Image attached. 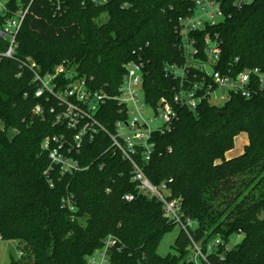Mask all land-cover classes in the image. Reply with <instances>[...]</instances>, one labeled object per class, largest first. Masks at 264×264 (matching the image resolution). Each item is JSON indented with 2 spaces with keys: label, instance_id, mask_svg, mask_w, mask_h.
Instances as JSON below:
<instances>
[{
  "label": "trees",
  "instance_id": "1",
  "mask_svg": "<svg viewBox=\"0 0 264 264\" xmlns=\"http://www.w3.org/2000/svg\"><path fill=\"white\" fill-rule=\"evenodd\" d=\"M219 1L224 19L194 34L198 47L204 48V36L216 35L222 49L218 70L264 72V0L241 8L234 0ZM83 2L64 0L59 10L50 0H34L14 58L0 62V240L18 245L20 258L12 264H88L109 235L118 240L110 264H189L183 231L177 254H158L176 225L166 219L157 198L139 193L132 165L106 153L105 134L76 156L88 169L68 177L55 173V186H50L45 176L49 154L41 146L61 129L54 126L49 105L43 118L34 114L37 104L47 103L36 97L34 72L23 64L30 59L46 74L66 62L80 77H93L98 88L116 94L123 65L143 62L146 99L155 105L163 97L171 99L178 85L164 69L185 63L177 31L180 20L193 15L195 2ZM29 4L10 0L13 11ZM103 15L107 20L99 24ZM8 45L0 39V52ZM175 108L179 119L173 130L153 137L156 152L144 168L147 178L154 186L166 183L170 199L182 200V213L199 225L197 238L206 231L226 240L243 236L225 253V264H264V88L256 87L248 99L233 93L218 107L206 100L196 112ZM115 109L110 104L108 116L101 118L109 128ZM10 131L16 134L11 137ZM243 134L248 144L239 156L228 158ZM126 195L134 199L125 200ZM63 198L75 210L64 206Z\"/></svg>",
  "mask_w": 264,
  "mask_h": 264
},
{
  "label": "built area",
  "instance_id": "2",
  "mask_svg": "<svg viewBox=\"0 0 264 264\" xmlns=\"http://www.w3.org/2000/svg\"><path fill=\"white\" fill-rule=\"evenodd\" d=\"M50 1L60 10L64 0ZM83 1L85 4L89 0ZM111 1L90 0L96 6H104ZM254 1L234 0V4L241 8ZM33 2L30 0L29 6L22 5L13 11L10 0H0V39L9 44L5 51L0 52V62L3 58H14L18 34ZM194 2L193 15L181 19L177 31L185 63L169 64L164 69L166 76L173 78L178 85L171 99L163 97L155 105L146 99L143 62L131 61L123 65L125 72L116 94L98 88L93 77H80L66 62L46 74L37 71V64L30 59L23 66L34 72L33 81L38 84L36 97L44 98L47 103L37 104L34 114L43 118L45 107L49 105L53 124L61 129L60 133L45 138L41 146L49 154L50 166L45 176L50 186H55V173L68 177L88 169L76 156L87 142L105 134L110 141L106 153L118 155L132 165V182L137 184L139 193L157 198L164 206L166 219L186 234L189 240L187 262L225 264V253L233 248L231 238L226 240L220 235H210L208 231L197 238L199 225L182 213V200L170 199L167 184L154 186L144 171L156 152L154 135L170 133L179 119L176 106L196 112L206 100L214 106L215 101L226 104L233 93L248 99L254 95L256 87L264 88V72L259 68L243 71L229 69L227 73L217 69L222 49L216 35L204 36V48L201 50L198 47L194 34L216 26L224 19V13L219 0ZM201 53L204 58H201ZM218 90L222 93H216ZM51 102L54 104H49ZM110 104H116L109 121L112 122L111 128L101 119L108 116L105 114ZM133 199L132 195L125 196L127 201ZM62 203L75 210L69 198H63ZM117 245L118 240L113 235L107 236L104 247L88 258V264H110V250Z\"/></svg>",
  "mask_w": 264,
  "mask_h": 264
},
{
  "label": "rangeland",
  "instance_id": "3",
  "mask_svg": "<svg viewBox=\"0 0 264 264\" xmlns=\"http://www.w3.org/2000/svg\"><path fill=\"white\" fill-rule=\"evenodd\" d=\"M107 20V15H103L101 19L98 20L99 24L105 23ZM216 93H222V90H218ZM216 106H221L224 102L215 101L214 103ZM0 128H3L2 124L0 123ZM10 136L13 137L16 132L10 131ZM248 144L247 135H241L236 138L235 141V148L234 150L230 151L228 154V158L235 157L238 153L244 150V146ZM181 229L177 226L174 231L168 234L164 240L162 241L158 254L162 257H166L168 255L177 254L176 251V240L180 235ZM243 240L242 235H236L231 237L232 246L239 244ZM20 258L19 254V247L17 244L10 242V241H1L0 240V264H12L14 261H18ZM188 259V258H187Z\"/></svg>",
  "mask_w": 264,
  "mask_h": 264
},
{
  "label": "crops",
  "instance_id": "4",
  "mask_svg": "<svg viewBox=\"0 0 264 264\" xmlns=\"http://www.w3.org/2000/svg\"><path fill=\"white\" fill-rule=\"evenodd\" d=\"M242 153V151L240 153H238L236 156H239L240 154ZM229 154V153H228ZM228 154H227V157H228ZM235 156V157H236ZM230 158H234V157H230Z\"/></svg>",
  "mask_w": 264,
  "mask_h": 264
}]
</instances>
